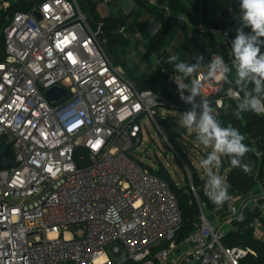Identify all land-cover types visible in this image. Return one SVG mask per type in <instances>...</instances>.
Listing matches in <instances>:
<instances>
[{"label":"built area","instance_id":"obj_1","mask_svg":"<svg viewBox=\"0 0 264 264\" xmlns=\"http://www.w3.org/2000/svg\"><path fill=\"white\" fill-rule=\"evenodd\" d=\"M85 5L83 0H0L5 44L0 149L8 143L12 157L5 158L15 161L0 167V264H241L255 252L223 241L249 214L255 215L254 236L264 238V189L229 195L217 206L214 223L200 188L192 184L198 221L178 242L183 217L175 194L131 154L143 142L144 119L176 152L155 117L172 127L171 135L180 134L173 118L158 109L190 110L192 105L162 90L138 88L108 56L97 37L101 24L90 22ZM187 23L182 20V26ZM206 71L200 65L189 78L160 73L168 84L177 85L176 75L190 85ZM225 84L203 81L202 97L195 102L205 99L217 112L232 100ZM55 87L66 96L52 102L46 92ZM78 149L86 151L89 165L78 166ZM176 154L193 183L190 167ZM206 181L202 191L208 198ZM112 246L121 249L115 262Z\"/></svg>","mask_w":264,"mask_h":264},{"label":"clouds","instance_id":"obj_2","mask_svg":"<svg viewBox=\"0 0 264 264\" xmlns=\"http://www.w3.org/2000/svg\"><path fill=\"white\" fill-rule=\"evenodd\" d=\"M239 12L241 26L236 29V36L231 42V65L225 62L224 56L213 54L211 61L207 63L206 73L191 80L190 85L183 79H178L176 75L173 77L180 99L192 105L190 110L182 113L179 124L185 129L194 128L197 141L210 149L206 158L200 161V165L207 175L206 195L216 206H222L231 197L230 185L213 169L221 164L222 157H228L233 167L250 172L251 168L243 163V158L252 149L244 143L245 136L237 128L231 124L225 126L221 123L207 100L202 99L201 104L195 102L197 96L202 97L203 81L214 80L234 84L239 91L230 86L226 94L237 101L236 110L264 114V53L261 52V46L264 45V0H240ZM245 28L250 31L246 33ZM203 60V56H200L196 63L189 64L177 62L178 57L172 55L166 63L174 65L175 72L182 74L184 78H189L197 73ZM233 69L234 80L229 79ZM185 92L189 95H184Z\"/></svg>","mask_w":264,"mask_h":264},{"label":"rangeland","instance_id":"obj_3","mask_svg":"<svg viewBox=\"0 0 264 264\" xmlns=\"http://www.w3.org/2000/svg\"><path fill=\"white\" fill-rule=\"evenodd\" d=\"M103 1L104 0H93L94 5L99 7V11H97L99 17H101L102 14L104 15L103 7L106 6V8L109 9L111 6L117 8V6L120 7L122 5V0H110L111 5H104L102 4ZM132 3L135 9L132 8L133 5L124 7L119 17L127 21V24L137 28L138 30H136L139 32L140 36L134 37V32L127 30L129 36L125 38L123 32H121L119 28L112 31L109 30V36L113 40L119 41L111 44V52L114 53V57L112 58L113 63L117 67L118 65H122L132 70L140 77H145V79L158 77V75H162L159 72L160 69L166 64V56L168 53L166 49L169 48V46L172 47L171 54L176 55L178 60L183 55L182 49L178 47L180 38L183 35L181 32V20L178 18L171 19L169 21L168 32L164 34L160 31V33L157 34L159 26L156 16L158 15L146 10L138 1L136 2L133 0ZM83 9L88 12L91 19L90 22L96 25L97 23H95V19L90 15L87 4ZM2 32L3 27H0V34H2ZM4 45L3 42V46ZM157 60H161L160 65L156 62ZM163 76L165 77V75ZM166 92H170V94L177 99L180 98L178 87L175 84L167 83ZM158 111L165 116L173 118L174 122L179 126V130L183 131V134L171 135L172 127L166 125L161 128V130L168 135L171 144L174 146L181 159L190 167L193 175V183L187 177L186 169L176 152L167 146L158 127L149 119L143 120V142L138 146L137 150L132 152V157L156 175L157 172L161 170L166 172L164 175L168 174V179L164 178L165 180H163H167V183L168 180H170L179 188L186 186L188 189H191L192 184L196 189L203 186L204 180L207 179V175L205 170L201 167L200 161L206 158L210 149L205 148L197 141L196 130L194 128L185 129L182 124H179L182 113L188 110H176L175 108L162 107L158 109ZM5 140L12 142L10 136H5ZM76 158L78 164H81V166L90 164L87 153L82 149ZM213 171L226 180L229 169H223V157L221 159V164L215 167ZM207 210V215L210 220L216 221L219 213L217 208H208ZM167 245L168 244L163 247L166 248ZM111 258L113 262H115L116 259L114 257ZM116 264H118V262Z\"/></svg>","mask_w":264,"mask_h":264},{"label":"trees","instance_id":"obj_4","mask_svg":"<svg viewBox=\"0 0 264 264\" xmlns=\"http://www.w3.org/2000/svg\"><path fill=\"white\" fill-rule=\"evenodd\" d=\"M89 7L90 15L95 19V23L105 26V34L110 40V49L113 42H119L113 40L110 36L109 30L120 29L124 25V21L117 18H101L98 16L96 11V5H94L93 0H83ZM141 5H144L141 0H137ZM155 1L154 6L144 5L147 10L159 14L162 20V33L168 32L169 21L174 18L164 13L166 6H169L174 14L178 16H184L190 23L192 28L197 27V17L189 10V8L181 0H153ZM162 1L164 4L158 6L159 2ZM97 14V15H96ZM188 24V23H187ZM182 26V30L186 34V41L184 43V49L189 53V64L196 63V60L203 56L204 60L201 63L202 66H207V63L211 61V54L205 49V46L198 39V30H191L187 25ZM4 23L0 21V27H3ZM241 24L232 25L231 36L233 39L236 36V29L239 28ZM189 31L192 33V36L195 38V45L197 50L195 51L193 46L190 44V35ZM244 31L247 33L250 29L245 28ZM4 37L3 32L0 34V61L4 59V47L3 46ZM112 51V50H111ZM261 52L264 53V46H261ZM113 53V52H112ZM114 55V53H113ZM197 55V58H196ZM127 77L135 83V85L140 89H150L153 84L156 85V88L159 87L165 94L169 95L170 92H166L167 83L166 76L158 75L149 80H140L136 77L135 73L132 70L125 68ZM230 87L229 84H225L226 90ZM251 87V85L249 86ZM236 89V88H235ZM236 91H239L236 89ZM243 95V93H240ZM237 101L232 99L229 100L222 109L217 110L216 116L225 126L231 124L233 127L237 128L241 134L245 136L244 143L248 145L252 151L247 153L243 158V163H246L250 166L251 171L245 172L240 167H233L230 163L228 157H223V169H229V173L226 177L227 183L230 185L229 195L236 196H248L254 193L260 181L264 178V114H257L252 111L241 112V116L237 119L236 110ZM81 149H78L76 152V157L79 155ZM83 150V149H82ZM259 151L260 154H257L256 151ZM86 152V151H85ZM8 157H12L11 151L8 152ZM77 161V158H76ZM78 164V162H77ZM78 166H81V164ZM166 172L159 171L157 175L162 179H168V174L164 175ZM164 179V180H165ZM167 181V180H166ZM168 185L175 194L179 207L183 217V226L180 231L177 233L178 242L184 241L190 234L195 230V224L198 221L199 216V206L195 199L193 193L184 186L182 188L177 187L172 181L168 180ZM202 187L200 186V197L202 201L206 204L207 208L215 209L217 208L208 198L203 194ZM255 219V215L249 214L247 221L241 224L236 231L230 232L224 239V244L226 246H237L250 248L255 252V255L249 254L247 257L242 259L241 264H264V238L258 239L254 236L253 228L251 226L252 222ZM261 222L264 226V218H261ZM118 264H136L132 261L119 262Z\"/></svg>","mask_w":264,"mask_h":264},{"label":"crops","instance_id":"obj_5","mask_svg":"<svg viewBox=\"0 0 264 264\" xmlns=\"http://www.w3.org/2000/svg\"><path fill=\"white\" fill-rule=\"evenodd\" d=\"M133 0H122V5L117 8L115 6H111L109 9L103 7V12L104 15H101V18H117L121 19L124 21V25L121 28V32H123V36L127 38L129 36L128 31H133L134 32V37H139L140 34L137 31L138 29L135 28L134 26H131L130 24H127V21L119 17L122 12V8L124 7H129L131 5L133 9H135L134 4L132 3ZM137 2V0H134ZM144 5L148 6H154L155 1L153 0H141ZM186 6L189 8V10L197 17V26H201L204 29L207 30V32L200 33L198 32V39L202 43L203 46H205V49L211 54V58L213 54H219L224 56L225 62L231 65V58H230V47H231V42L233 40V37L231 36L232 32V25L240 24V12H239V2L240 0H181ZM132 3V4H131ZM139 3V2H138ZM161 3V4H160ZM104 5H111L110 0H104L102 2ZM164 3L162 1L159 2L158 6H162ZM141 5V4H140ZM142 5L143 7H145ZM99 7L96 6V11H99ZM146 8V7H145ZM147 10V8H146ZM149 11V10H148ZM150 12V11H149ZM99 13V12H98ZM164 13H166L169 16H173L175 18H178L181 20H187L186 17L184 16H178L173 13V11L170 9L169 6H166L164 9ZM156 16L158 18L157 24L159 26V30L157 31V34L160 33L161 27H162V20L159 14ZM155 17V18H156ZM188 22V20H187ZM191 30L193 28L190 26V23L188 22L187 24ZM132 27V28H131ZM137 29V30H136ZM145 30V29H144ZM210 30H216L219 31L218 33H213L210 32ZM147 31V30H145ZM181 32L182 36L180 38V43H179V48L182 49L183 55L180 57V59L177 62L183 61L186 63H189V53L184 49V43L186 41V34L182 30L181 26ZM166 34V33H164ZM190 37H192V33L189 31ZM164 48V47H163ZM172 47L169 46V48L166 49L167 56L166 59L170 56ZM165 50V49H164ZM174 55V54H173ZM166 60V61H167ZM161 60H157L156 62L158 65H160ZM118 67L123 70L126 74V69L122 65H118ZM204 68H207V66H204ZM164 69L166 72H175L174 70V65L172 66L171 64L166 63L164 67L160 69V71ZM159 71V72H160ZM177 73L178 77L182 78L183 75ZM127 75V74H126ZM136 77L140 80H149L148 78L145 79V77H140L135 73ZM154 78V77H152ZM150 78V79H152ZM229 79L234 80L235 79V70L233 69L232 73L229 75ZM231 87L234 88V90L238 89L234 84L230 85ZM236 88V89H235ZM159 89V87H157ZM160 90V89H159ZM239 90V89H238ZM216 114V111H214ZM264 185L262 184V181L259 182L257 190L252 193V194H258L259 192L263 191ZM216 222V221H214ZM185 246L181 248V250H184Z\"/></svg>","mask_w":264,"mask_h":264},{"label":"water","instance_id":"obj_6","mask_svg":"<svg viewBox=\"0 0 264 264\" xmlns=\"http://www.w3.org/2000/svg\"><path fill=\"white\" fill-rule=\"evenodd\" d=\"M161 4V3H160ZM36 16L40 19V16L37 12H35ZM97 37L99 38V40L101 41V43L103 44L104 46V49L105 51L107 52L108 56L112 59L114 57V55L112 54L111 52V49H110V40L109 38L107 37V35L105 34V26L104 25H101V27L99 28V31H98V34H97ZM190 44L193 46L194 50L196 51L197 48H196V45H195V38L194 36H192L190 38ZM264 45H262L263 47ZM196 58H197V55H196ZM151 89L152 90H155L157 91L158 93H162L161 90H158L156 88V85L153 84L151 86ZM46 96L48 97V99L52 102H56L58 101L60 98L62 97H65L66 96V92L63 90V89H60V88H52L50 90H48L46 92ZM241 116V112H237V119H239ZM155 122L163 127L164 126V122L160 120V118L158 116L155 117ZM175 132H177V130H174ZM178 133H182L181 131H178ZM10 149V145L8 143H5L1 149H0V167H11V166H14L15 165V161L13 159H6V155L8 153ZM257 154H260V152L257 150L256 151ZM109 252L113 255V257L115 258H118L121 256V249L118 247V246H112L110 247L109 249Z\"/></svg>","mask_w":264,"mask_h":264},{"label":"bare ground","instance_id":"obj_7","mask_svg":"<svg viewBox=\"0 0 264 264\" xmlns=\"http://www.w3.org/2000/svg\"><path fill=\"white\" fill-rule=\"evenodd\" d=\"M105 259H106L105 256H103V257H101V258L99 259L98 262H99V263H100V262H103Z\"/></svg>","mask_w":264,"mask_h":264}]
</instances>
